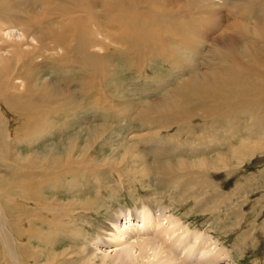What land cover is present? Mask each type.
<instances>
[{"label":"rangeland","instance_id":"obj_1","mask_svg":"<svg viewBox=\"0 0 264 264\" xmlns=\"http://www.w3.org/2000/svg\"><path fill=\"white\" fill-rule=\"evenodd\" d=\"M127 2L122 0L119 12L115 11L117 0H94L97 8L94 13L86 8L78 11L85 16L84 25L78 28L87 38L88 52L107 64L103 73L93 77L95 73L85 67L78 69L72 62L67 66L52 68L46 65L40 69L43 79L51 78L53 85L69 90L81 89L86 93L80 97L81 106H70L66 113L54 117L45 130L48 131L46 140L38 132L19 144L14 143L13 133L3 140L9 148L0 153L3 159L0 163V211L8 227V245L1 237L4 231L0 224V264H16L5 249L9 243L8 249L20 264H114L112 258L117 260V255L127 245V233L137 227L131 225L139 224L138 218L146 213L139 215V207L145 205L148 195L152 194L151 201L155 197L153 205L163 210L161 219L170 216L182 227L177 228L178 233L173 234L168 243V236L160 239L168 246L164 250L172 253L174 259L178 258L179 264L191 263L182 261L185 249L193 243L192 234L200 236L202 247L204 242L214 241L218 248L226 250L228 258L218 260L217 264H264V120L251 125L248 115L238 121L230 115L228 122L216 127L224 134L201 139L200 142L205 143H200L197 152H191L188 149L180 151L177 144L191 145L195 134L172 121L165 122L162 114H156L155 110L146 119L138 118L135 112L142 105L149 102L156 108L168 91L179 88L190 73L180 63L182 55H171L169 49L132 54L138 50L129 53L117 44L118 37L114 32L118 31L127 13L139 11L141 3L132 0L130 6ZM70 6H74V2ZM194 14L192 12L196 17ZM51 20H55L53 15ZM174 22L170 20L168 26L175 27ZM53 25L58 27L56 23ZM168 28L164 31L165 26L160 27V33L167 36L165 43L176 45L174 33ZM67 33L64 31L65 37L71 39L73 35ZM36 35L40 33L36 32ZM58 51L73 53L62 47ZM55 52L51 47L45 53ZM204 59L200 55L197 60ZM78 78L80 80L76 81ZM101 81L107 97L103 90H98ZM199 106L195 104L191 108L200 117H205L196 110ZM204 106L213 108L211 103ZM115 107L117 110L129 107L128 115L118 114ZM2 116L4 131L11 132V118L5 112ZM242 125L258 126V129L244 132ZM194 127L197 128V124ZM212 127H208V131ZM204 130L199 128L198 131ZM229 130H237L231 135L232 139L227 134ZM208 141H213V147H209ZM236 141L257 148L256 155L246 157L238 166L235 161L229 164V159L234 157L230 152L237 145ZM222 155L226 158L219 161ZM201 159L208 160L214 168L200 164ZM178 160H187L194 167L184 166L175 181L169 179L173 176L167 173L170 168L159 174L151 167L153 161H170L176 168ZM196 160L198 165L193 162ZM44 168L56 170L49 171L56 181L46 184L37 180L32 187L30 178L33 175L26 176V171L39 169L42 175H49ZM158 176L168 181L157 182ZM22 179L29 185H23ZM43 201L51 212L44 209ZM126 209L134 211L138 218L128 219ZM153 213L156 217L157 211ZM110 216L111 220L122 217L118 225L126 223L127 228L121 231L123 225L118 228L110 225ZM155 225L154 222L149 224L142 236L160 237ZM108 226L116 230L119 238L112 239L113 233L106 231ZM186 232L189 235L181 239L182 233ZM134 237L135 234L130 233V238ZM93 238L100 239L104 246L98 247L92 242ZM179 239L181 243L173 251L172 247ZM22 245L27 248L24 255L20 253ZM88 246H94L96 255L87 254ZM194 250L189 257L197 263L201 251L197 247ZM215 252L213 250L212 254ZM132 253L139 257L137 246ZM102 255L110 258L101 262ZM135 262L143 264L141 260Z\"/></svg>","mask_w":264,"mask_h":264},{"label":"bare ground","instance_id":"obj_2","mask_svg":"<svg viewBox=\"0 0 264 264\" xmlns=\"http://www.w3.org/2000/svg\"><path fill=\"white\" fill-rule=\"evenodd\" d=\"M133 1L141 2L139 11L137 13L131 11L123 18L118 31L114 32L118 37L117 44L122 45L124 51L129 53L138 50L132 54L169 49L171 55H182L180 63L190 73L188 79L183 81L179 88L168 91L167 96L156 108L150 106L149 102L142 105L135 112L138 118L146 119L155 110L156 114H162L165 122L172 121L180 128H185L188 133L195 134L191 145L177 144L180 151L188 149L191 152H197L200 143H205V141L200 142L201 139L208 140L224 134V131L216 127L219 123L228 122L227 117L230 115L237 121L248 115L251 125H257L260 120H264V0H153V3L150 0ZM72 2L74 6H70ZM93 2L94 0H0V153H4L5 149L9 148L3 140L12 133L15 144L21 143L27 136L36 132L42 133L40 137L46 140L48 131L45 130L50 125V121L66 113L70 106L79 108L80 97L86 96L81 89L69 90L57 87L51 83V78L43 79L42 71H40L42 66L51 65L54 68L67 66L72 62L78 69L85 67L91 73H95L93 77L105 71L107 64L101 62V58L96 54L88 52L87 38L78 28L84 25L83 17H85L78 11L86 8L92 13L96 12L97 8ZM121 3L122 0H117L115 11L121 10ZM127 3L131 6L132 0H128ZM192 12L196 17L192 15ZM51 15L55 18L54 21L51 20ZM170 20L175 21L173 25L175 27L168 26ZM53 23H56L58 27H54ZM162 26H165L164 31H167L168 27V30L172 29L176 45L165 43L164 38L167 36H163L159 30ZM64 31L68 32L67 35H73L72 38H66ZM36 32L40 35H36ZM4 36L6 39L3 38ZM50 46L56 50L54 54L45 53L51 48ZM60 47L66 51L71 50L73 53H60L58 51ZM200 55L205 57L201 62L197 60ZM35 58L38 60L35 61ZM71 70L74 72L73 69ZM79 80L80 78L76 81ZM103 87L104 82L101 81L98 90H103ZM103 94L107 97L105 90ZM205 103H211L213 108L207 109L204 106ZM195 104L200 105L196 110L205 117H200V114L193 112L191 107ZM116 107L114 110L118 114L128 115L129 107L118 110ZM3 112L11 118V120L8 119L11 121L13 130L11 132L4 131ZM207 122L210 124L207 125ZM195 124L197 128L194 127ZM208 127L212 128L208 131ZM199 128L205 130L200 133ZM251 128L258 129V126L244 127L242 125L244 132H248ZM211 130L215 131L211 133ZM236 131L229 130L227 134L231 136ZM258 131L262 132V130ZM232 138L233 136L230 137ZM212 142H207L209 147H213ZM236 143L237 145L232 147L230 152L234 157L229 159V164L230 161L233 163L235 161L237 163L235 166H238L246 157L256 155L257 148L248 147V143L244 141H236ZM229 147L231 148V145ZM225 158L226 155H222L219 161H224ZM2 161L0 156V163ZM197 161L193 162L198 165ZM199 163L205 167L214 168L208 160L201 159ZM171 164L170 161L161 163L153 161L151 167L159 174L170 168L167 173L173 175L169 176L171 181L176 180L184 166L190 169L194 167L187 160H178L175 164L176 168ZM51 170L56 171L54 168H44L47 174ZM25 175L29 177L33 175L30 178L32 187L37 180L46 184H53L56 181L55 175L44 176L39 169L26 171ZM155 180L164 181L161 183L168 181L162 176L156 177ZM21 183L25 186L29 185L26 179H22ZM23 195L26 198V195ZM153 195H148L145 205L141 204L142 206L139 207V215L146 212L145 215L140 216L141 218H138L132 210L124 211L128 219L134 217L140 222L131 225L137 226L132 227L130 231L135 234V237L130 238V233H127L128 239L125 242L127 245L117 255V260L115 257L112 258L114 264H136L135 261L138 260L143 261V264H179L178 258L174 259L172 253L169 254L167 249L164 250L168 246L161 243L160 239L168 236V243L172 235L178 233L177 230L182 227L177 225L170 216L161 219L163 210L158 205H153L155 203L153 201L155 197L151 201ZM44 206L47 212H51L45 202ZM152 211H157L156 217L154 213L151 214ZM111 218L112 216L109 217L110 225H115L116 228L123 225L121 231L127 228L126 223L118 225L122 217L112 220ZM31 220L34 219L31 218ZM152 222L156 223V232L160 237L142 236ZM0 224L4 231L1 237L8 245V227L3 220L2 210ZM30 224L33 225V221ZM163 226L166 228L163 229ZM106 231L113 233L112 239L119 238L114 228L108 226ZM182 234L181 239L189 235L188 232ZM32 238L35 236L33 235ZM120 238L123 239L122 233ZM181 239L176 241L177 244L172 247L173 251L178 248ZM129 240L133 241L129 243ZM192 240L193 243L188 245L183 254L186 260L182 262L188 260V262L191 261L189 264H217L218 260L227 259L229 256L226 250L217 247V242L207 241L204 242L205 247H202L201 244L199 245L201 241L197 234H192ZM92 242L98 244V247L104 246L98 238H93ZM136 246L139 257L132 253ZM93 247L87 248L89 256L96 255ZM194 247L200 248L201 251L197 263L189 257L193 255V251L195 252ZM8 248L5 246L9 258H13L16 264H20ZM26 250L27 248L22 245L20 253L24 255ZM213 250L216 252L212 254ZM100 257L101 262L110 258L106 255Z\"/></svg>","mask_w":264,"mask_h":264}]
</instances>
